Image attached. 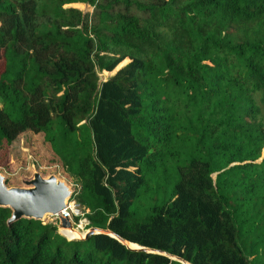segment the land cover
<instances>
[{
	"label": "trees",
	"instance_id": "1",
	"mask_svg": "<svg viewBox=\"0 0 264 264\" xmlns=\"http://www.w3.org/2000/svg\"><path fill=\"white\" fill-rule=\"evenodd\" d=\"M28 131L78 180L89 226L192 264H264V0H0L1 168ZM10 216L0 264H182Z\"/></svg>",
	"mask_w": 264,
	"mask_h": 264
},
{
	"label": "water",
	"instance_id": "2",
	"mask_svg": "<svg viewBox=\"0 0 264 264\" xmlns=\"http://www.w3.org/2000/svg\"><path fill=\"white\" fill-rule=\"evenodd\" d=\"M74 194L73 186L56 173L47 175L34 167L30 176H22L20 185L10 186L8 177L0 171V207L11 210V216L7 221L9 225L20 219H33L46 223L48 217L59 214L68 207ZM57 227L60 234H62L63 229H76L72 220L62 215H59ZM101 233L115 238L130 250L163 255L182 264H192L188 260L165 250L130 242L108 228L90 226L81 237L68 238V240H87L90 236ZM130 244L136 246L132 247Z\"/></svg>",
	"mask_w": 264,
	"mask_h": 264
},
{
	"label": "rangeland",
	"instance_id": "3",
	"mask_svg": "<svg viewBox=\"0 0 264 264\" xmlns=\"http://www.w3.org/2000/svg\"><path fill=\"white\" fill-rule=\"evenodd\" d=\"M67 6L79 8L84 13H91L93 11V7L88 3H73ZM129 62V59L122 61L111 72L98 69L97 72L99 74L100 81L108 80L119 69L126 66ZM52 125L53 129L51 131L53 133L50 132V134H55L59 131L60 126L57 123H53ZM34 167H36L38 170L44 172L47 175L51 173H56L60 178L68 181L69 184L73 186L75 192L78 191L80 187L76 177H74L71 172L63 166L62 160L53 150L51 143L46 140V133L41 132L36 134L28 131L18 137V139H16L11 146L10 168L7 169L0 167V171L5 173V175L8 177V184L12 186L20 185L22 176H30L33 173ZM213 177L215 178L216 174H214ZM46 222H55V218L48 217ZM237 223L241 230L240 243L242 245H246V243L250 242L251 240V237H248V223L245 225V229L240 226L241 222ZM82 234H80L79 237H81ZM263 236L264 232H261L260 237L262 238ZM89 249L90 251H95L94 246L92 244L89 245Z\"/></svg>",
	"mask_w": 264,
	"mask_h": 264
},
{
	"label": "built area",
	"instance_id": "4",
	"mask_svg": "<svg viewBox=\"0 0 264 264\" xmlns=\"http://www.w3.org/2000/svg\"><path fill=\"white\" fill-rule=\"evenodd\" d=\"M85 214H86V211L83 208H81L80 205L77 204L74 200H71L67 208H65L62 212L52 217L55 218L56 225H58V222H59V215L69 218L70 220H72L73 224L75 225L74 227H76L77 230H79L80 232L84 234L87 231V229L90 227L89 221L85 217Z\"/></svg>",
	"mask_w": 264,
	"mask_h": 264
},
{
	"label": "bare ground",
	"instance_id": "5",
	"mask_svg": "<svg viewBox=\"0 0 264 264\" xmlns=\"http://www.w3.org/2000/svg\"><path fill=\"white\" fill-rule=\"evenodd\" d=\"M62 233L66 235L69 239L78 238L79 235L82 234L79 230L73 228L63 229ZM130 246L135 247L136 245L130 244Z\"/></svg>",
	"mask_w": 264,
	"mask_h": 264
}]
</instances>
